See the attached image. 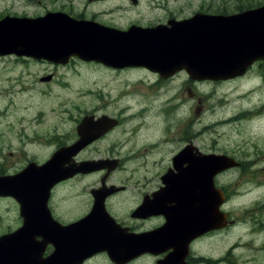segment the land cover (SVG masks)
Returning <instances> with one entry per match:
<instances>
[{"label": "flooded vegetation", "instance_id": "1", "mask_svg": "<svg viewBox=\"0 0 264 264\" xmlns=\"http://www.w3.org/2000/svg\"><path fill=\"white\" fill-rule=\"evenodd\" d=\"M88 1L108 4L114 0ZM263 4L248 2L233 12L201 8L187 15L179 8H167L155 22H131L127 27L169 25V20L194 13L227 15ZM47 11L119 28L95 14ZM3 58L19 69L14 78H3L7 86L3 84L1 90L0 117L10 113L13 92L25 101L12 104V116L20 113L16 130L8 121L0 129V264L16 246L22 264H258L264 239L256 243L250 234L264 233V195L245 201L233 192L229 172L241 167L239 158L225 150H203L188 133L192 138L173 148L167 159L161 154L163 143L156 146V141L141 135L144 122L136 118L146 109L121 102L133 96L137 86L163 92L171 85L195 100L197 113L203 99L201 85L244 78L251 68L262 67L264 60L240 76L211 79L192 76L185 69L167 75L155 67L78 56L65 61L16 54L0 55ZM79 65L95 66L89 83L98 89L97 94L58 97L66 102L55 107V98L43 95L54 87L67 89L72 84L69 78L81 75ZM120 84L125 87L116 92ZM38 95L45 102H37ZM91 99L96 103L85 102ZM152 112L153 106L150 113L156 115ZM167 113L173 116V108ZM134 136L146 146L128 148L127 138ZM78 141L80 148H72ZM125 143L127 147L121 148ZM211 154L227 155L222 157L225 160L234 157L238 164L220 168L217 161L202 157ZM159 160L166 164L150 176ZM131 163L134 166L127 170ZM241 226L250 231L232 240L233 229Z\"/></svg>", "mask_w": 264, "mask_h": 264}, {"label": "rangeland", "instance_id": "2", "mask_svg": "<svg viewBox=\"0 0 264 264\" xmlns=\"http://www.w3.org/2000/svg\"><path fill=\"white\" fill-rule=\"evenodd\" d=\"M248 2L259 5L264 0H136L135 4L132 3V0H114L108 4L89 2L88 0H0V17L4 15L36 16L43 14L46 10L71 9L85 15L95 14L102 20L114 23L119 29H127L131 22L144 24L159 20L167 12V8H179V12H182L183 15L201 8H205L207 11L226 8L228 12H233L238 9V6L241 8ZM261 63L264 64V62ZM13 65L12 60L0 59V103L3 99L2 86L3 84L7 86V82L3 78H14L19 69V65ZM78 70L81 75L69 78L72 84L67 89L54 87L52 91L50 90L47 95L43 96L54 97L55 107H58L59 103L66 102L62 99L57 100L58 97H94L98 89L89 81L95 76V73L92 72L95 70V66L79 65ZM122 80H124L123 77H120V81ZM11 86L9 84V87ZM124 87L120 84L114 90L122 92ZM106 90L105 86L102 89L103 94H106ZM129 90L127 89V91ZM135 90L133 96L129 94V97L120 102L130 104L129 107L133 109L138 107L146 109L141 118H136V120L144 122L141 135L145 140L156 141V146L163 143L160 148H163L161 154L165 158L168 159L172 149L180 145L181 142L183 144L189 141L192 137L187 134L192 133L193 143L198 144L199 148L216 152L225 150L239 158L241 167L233 168L229 172V179L232 181L233 192L239 193L241 199L248 201L264 195V65L262 67L256 65L251 68L248 74L241 79L201 85L199 96H202L203 99L199 102L197 113L195 112V100H189L186 95H182L183 91L173 88L171 85H168L163 92L160 88L149 89L145 85L137 86ZM36 96L37 94H35ZM11 97L9 111H12L13 103L18 105L21 100L25 101V97L14 92ZM40 99L41 97L38 95L37 102H45ZM71 101L78 104L81 100ZM85 102L96 103V100L91 99ZM152 106V113L156 115L150 113ZM170 108H173V116H168L167 111ZM11 111L5 118L0 117V129H3L5 122L8 121V124L16 130L18 124L15 119L19 117L20 113L18 112L19 114L14 118ZM10 129L9 127V132ZM138 138L139 136L128 137L130 142L128 148L130 146H146L137 143ZM11 140H15V138L12 137ZM153 146L155 145H151V147ZM126 147V143L121 144V148ZM156 152L159 154L158 150ZM160 164L164 165L166 162L159 160L157 167L151 170L150 176L156 175L157 170L155 169H158ZM132 166L134 164H128L127 170H130ZM259 217L256 215L255 224H258ZM248 231L250 230L245 226L234 228L231 235L232 240L238 236L241 237ZM250 238L256 243L262 242L264 233L256 235L251 233ZM263 255L264 253L259 257L258 264H264L261 261ZM231 264L239 263L231 261Z\"/></svg>", "mask_w": 264, "mask_h": 264}, {"label": "water", "instance_id": "3", "mask_svg": "<svg viewBox=\"0 0 264 264\" xmlns=\"http://www.w3.org/2000/svg\"><path fill=\"white\" fill-rule=\"evenodd\" d=\"M168 24L117 31L62 12L34 18L5 15L0 18V55L58 61L73 55L155 67L167 75L186 69L192 76L211 79L241 75L253 61L264 59V5L231 15L196 13ZM80 146L78 141L72 148ZM214 161L220 168L237 164L232 158ZM9 252L3 263L22 264L17 246Z\"/></svg>", "mask_w": 264, "mask_h": 264}, {"label": "bare ground", "instance_id": "4", "mask_svg": "<svg viewBox=\"0 0 264 264\" xmlns=\"http://www.w3.org/2000/svg\"><path fill=\"white\" fill-rule=\"evenodd\" d=\"M129 28V27H128ZM127 28V29H128ZM115 30H117V31H126L127 29H119V28H114ZM41 58V57H40ZM255 63H257V62H253L252 64H251V66H253ZM245 73V72H244ZM243 73V74H244ZM88 89V88H87ZM224 156H227V155H219V154H211V155H202V157H204V158H206L208 161H214V160H216V159H219V158H222V157H224ZM232 158H234V157H232ZM202 160H203V158H202ZM234 160H235V162L238 164V160L237 159H235L234 158ZM204 162V161H203Z\"/></svg>", "mask_w": 264, "mask_h": 264}, {"label": "trees", "instance_id": "5", "mask_svg": "<svg viewBox=\"0 0 264 264\" xmlns=\"http://www.w3.org/2000/svg\"><path fill=\"white\" fill-rule=\"evenodd\" d=\"M243 7H244V6H243ZM243 7H241V8H243ZM237 8L240 9V6H238Z\"/></svg>", "mask_w": 264, "mask_h": 264}]
</instances>
